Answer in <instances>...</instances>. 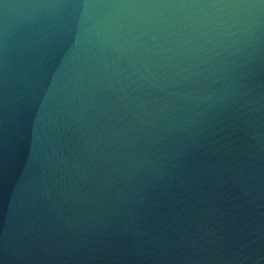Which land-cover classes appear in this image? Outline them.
I'll use <instances>...</instances> for the list:
<instances>
[{
  "label": "water",
  "instance_id": "water-1",
  "mask_svg": "<svg viewBox=\"0 0 264 264\" xmlns=\"http://www.w3.org/2000/svg\"><path fill=\"white\" fill-rule=\"evenodd\" d=\"M0 264H264V0H0Z\"/></svg>",
  "mask_w": 264,
  "mask_h": 264
}]
</instances>
